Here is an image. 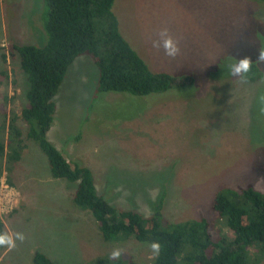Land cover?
Returning <instances> with one entry per match:
<instances>
[{"label":"rangeland","instance_id":"obj_1","mask_svg":"<svg viewBox=\"0 0 264 264\" xmlns=\"http://www.w3.org/2000/svg\"><path fill=\"white\" fill-rule=\"evenodd\" d=\"M123 37L153 71L179 79L147 96L97 93L98 70L87 55L68 68L55 97L47 133L69 161L80 160L99 196L118 208L150 216L163 196V219L213 218L219 188L264 192V64L255 83L241 82L228 65L254 61L264 48V2L259 0H115ZM44 0H0V124L3 112L26 106V75L11 45L44 46ZM167 27L179 41L175 59L152 47ZM3 58H6L5 60ZM0 192L5 232L23 243L0 254V264H32L39 251L54 264H86L120 248L136 264H151L149 245L104 242L88 211L71 201L73 189L51 177L33 142ZM67 183V185H66ZM259 264H264V259Z\"/></svg>","mask_w":264,"mask_h":264},{"label":"trees","instance_id":"obj_2","mask_svg":"<svg viewBox=\"0 0 264 264\" xmlns=\"http://www.w3.org/2000/svg\"><path fill=\"white\" fill-rule=\"evenodd\" d=\"M47 20L44 46L11 45L27 80V104L20 113L3 112L0 124V185L12 175L28 143L33 142L47 159L51 177L64 179L73 189L71 201L88 211L104 242L132 239L144 245L162 244L151 264H259L264 259V192L250 186L219 188L212 198L213 218L170 222L163 219V196L150 216L109 204L95 189L91 170L82 161L69 162L50 142L47 133L56 110L55 97L68 68L80 55H87L98 70L97 93L147 96L169 90L175 83L166 72L153 71L123 37L113 12L115 0H44ZM264 2V0H259ZM4 60L6 58H3ZM255 63V61H254ZM264 73V71H263ZM261 67L253 64L247 81L260 79ZM5 232L0 215V233ZM5 247H0V254ZM32 264H54L36 251ZM86 264H136L130 252L119 259L110 254Z\"/></svg>","mask_w":264,"mask_h":264},{"label":"clouds","instance_id":"obj_3","mask_svg":"<svg viewBox=\"0 0 264 264\" xmlns=\"http://www.w3.org/2000/svg\"><path fill=\"white\" fill-rule=\"evenodd\" d=\"M156 36L157 39L152 40L153 48L157 50L163 49L164 55L171 59H175L181 54L179 41L170 34L167 27L161 28L156 33ZM253 64H264V48L259 49L258 58L255 63L250 56H243L228 65V72L232 77L239 79L241 82H247V75L251 72ZM261 100H264V97H261ZM25 239V235L20 232H3L0 233V247L14 249L17 241L23 243ZM149 248L153 256H159L162 251V244L159 241H154L149 245ZM122 255L123 249L116 248L111 252L110 258L119 259Z\"/></svg>","mask_w":264,"mask_h":264},{"label":"built area","instance_id":"obj_4","mask_svg":"<svg viewBox=\"0 0 264 264\" xmlns=\"http://www.w3.org/2000/svg\"><path fill=\"white\" fill-rule=\"evenodd\" d=\"M4 183H6V181H5V179H2V180H1V185H0V192H1V189H2L3 187L7 188V186H8V184L6 185V184H4Z\"/></svg>","mask_w":264,"mask_h":264}]
</instances>
